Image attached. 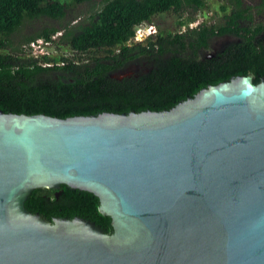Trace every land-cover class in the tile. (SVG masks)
Masks as SVG:
<instances>
[{
  "label": "water",
  "instance_id": "obj_1",
  "mask_svg": "<svg viewBox=\"0 0 264 264\" xmlns=\"http://www.w3.org/2000/svg\"><path fill=\"white\" fill-rule=\"evenodd\" d=\"M170 110H0V264H264V78ZM97 196L113 233L34 214L36 190Z\"/></svg>",
  "mask_w": 264,
  "mask_h": 264
},
{
  "label": "trees",
  "instance_id": "obj_2",
  "mask_svg": "<svg viewBox=\"0 0 264 264\" xmlns=\"http://www.w3.org/2000/svg\"><path fill=\"white\" fill-rule=\"evenodd\" d=\"M91 1L0 0V50H8L0 52V110L62 119L163 111L233 77L252 73L256 84L264 78V25L253 23L255 10H264V0L253 5L219 0L223 23L203 22L192 28L206 0H104L86 19L76 16L72 26L66 20L64 26L45 27L14 41L26 23L63 21L69 4ZM163 15L176 19L174 28L156 24L155 35L134 41L139 28ZM226 36L236 42L212 57L204 55L216 39ZM38 39L56 52L66 45L72 55L35 56L30 44ZM134 65L144 70L119 75ZM61 188L34 191L28 210L51 223L82 218L113 233L112 219L100 212L97 196Z\"/></svg>",
  "mask_w": 264,
  "mask_h": 264
},
{
  "label": "rangeland",
  "instance_id": "obj_3",
  "mask_svg": "<svg viewBox=\"0 0 264 264\" xmlns=\"http://www.w3.org/2000/svg\"><path fill=\"white\" fill-rule=\"evenodd\" d=\"M61 1H66L68 2V0H61ZM104 0H92L90 3H84V4H80V5H70L67 8V19L63 20V21H52V20H48V19H41L38 21H34V22H29L26 23L23 28L15 35V39L14 41L16 43H18L19 41H22L25 37L27 36H32V35H36L37 33H40L41 30L45 27H51V26H57V27H61L64 26L67 22L66 20H68V22L70 23V25H73V21L74 18H76V16H84V19H86L88 16V14L92 11V8L95 7V9H97L96 7L98 5H100L101 3H103ZM258 0H246L245 2L247 4H257ZM223 3H221L219 0H206V9L196 13L194 15L195 17V22L193 24H191L190 26L192 27H196L198 24H201L203 22H207L209 25L211 24H215V25H219L222 24V15L223 12L220 11V7ZM185 16V15H184ZM155 23L152 25H149L147 27H152L151 28V34L152 32H154L155 34L158 31V27L156 24H160L161 26L165 27V28H174V22L176 21V19L174 17H172L171 15H163L160 17H156L155 18ZM253 23L255 25H264V10L261 12H257V10H255V15H254V21ZM191 27V28H192ZM143 30H146V28H142ZM149 34V35H151ZM153 34V35H155ZM61 33H58L54 38L56 39V41H58L59 37H60ZM151 35V36H153ZM147 38H143V42L146 40ZM233 42H236V39L232 38V37H222V38H218L213 42L212 45V49L209 52L204 53V55L206 57H212L214 54H216L218 51H220L223 47H225L228 44H231ZM50 54H52V56H70L72 55V52L70 50V48L66 45H61L60 49H58V51H54V46L50 45ZM0 52L2 53H6L8 52L5 50H0ZM140 70H144V68H140L136 65L132 66L129 70H127L124 73H120L119 75L122 77L123 75H129L132 73H135L137 71Z\"/></svg>",
  "mask_w": 264,
  "mask_h": 264
},
{
  "label": "built area",
  "instance_id": "obj_4",
  "mask_svg": "<svg viewBox=\"0 0 264 264\" xmlns=\"http://www.w3.org/2000/svg\"><path fill=\"white\" fill-rule=\"evenodd\" d=\"M149 33H151V29L143 30L139 28L134 37V41L143 42V38H148ZM45 45H47V42H45L43 39H38L36 41L31 42L30 48L32 49V53L35 56H41L44 54H49L50 52L48 48H44Z\"/></svg>",
  "mask_w": 264,
  "mask_h": 264
},
{
  "label": "clouds",
  "instance_id": "obj_5",
  "mask_svg": "<svg viewBox=\"0 0 264 264\" xmlns=\"http://www.w3.org/2000/svg\"><path fill=\"white\" fill-rule=\"evenodd\" d=\"M142 28H146V30H147V29H151L152 27H151V28H150V27H141V29H142ZM149 34H151V33H149ZM153 34H155V33L152 32L151 35H153ZM151 35H149V36H151ZM149 36H148V37H149ZM47 47H48V45H45V46H44V48H47Z\"/></svg>",
  "mask_w": 264,
  "mask_h": 264
}]
</instances>
